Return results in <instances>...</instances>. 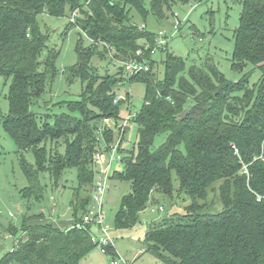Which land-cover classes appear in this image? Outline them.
<instances>
[{
  "label": "trees",
  "instance_id": "1",
  "mask_svg": "<svg viewBox=\"0 0 264 264\" xmlns=\"http://www.w3.org/2000/svg\"><path fill=\"white\" fill-rule=\"evenodd\" d=\"M190 1L150 0L147 10L145 0H0V74L11 79L10 109L2 123L18 151L35 155L34 167L21 157L30 183L24 193L41 197L42 171L56 183L70 168L77 169L78 176L70 224L59 227L42 213L23 217L21 227L4 228L0 222V231L9 236L22 231L0 264H80L98 245L90 224L75 226L92 202L94 156L118 140L123 167L110 179L130 182L131 191L122 197L116 228L134 227L156 194L172 196L175 173L178 192L187 193L191 203L185 214L151 225L145 234L146 251L165 264H264V0H236L242 9L232 66L237 71L248 64L260 69L252 85L248 73L239 81L228 80L212 59L185 72L184 58L167 48L162 49L168 52L165 74L158 76V61L145 49L148 43L160 48L158 33L134 22L131 9L144 20L150 13L161 20L173 4ZM68 10L79 11L69 26L80 28L90 40L83 47L80 38L78 62L64 69L69 81L80 79L81 98L58 101L66 107L62 112L37 113L32 106L60 73V50L47 45L39 17H60ZM139 49H144L150 69L129 75L124 62L141 59ZM102 53L121 63V70L100 74L91 61ZM125 73L132 82L146 85L142 105L131 118L138 128L132 149L123 146L127 125L99 129L104 118L116 124L123 119L120 106L130 97L115 101V89ZM162 133H167L165 141L155 146ZM103 248L113 258L117 255L113 244Z\"/></svg>",
  "mask_w": 264,
  "mask_h": 264
},
{
  "label": "rangeland",
  "instance_id": "2",
  "mask_svg": "<svg viewBox=\"0 0 264 264\" xmlns=\"http://www.w3.org/2000/svg\"><path fill=\"white\" fill-rule=\"evenodd\" d=\"M122 1V0H114ZM146 9H150V0H145ZM242 4L236 0H193L187 4H173L171 11H167L166 17L161 20L155 18L150 13L147 18L135 9H131L133 21L142 25L146 24L147 29L154 33L164 31L165 37L160 39L164 43L167 51L175 56H180L186 61V71L192 64L203 65L206 59L220 69L228 80L239 81L248 73L250 74V84L258 82L261 70L248 64L243 70L237 71L232 66V55L235 48V30L239 25ZM177 13L178 16H174ZM179 20L180 27L175 29L176 21ZM71 13L68 10L64 16L53 17L50 15H40L39 23L42 31L48 34L47 45L55 46L60 50L57 65L60 73L46 86L44 93L36 100L32 110L37 113H59L66 107L56 104L58 101H71L81 98L82 83L80 79L68 80V74L64 69L75 65L78 62V50L80 38L81 45L87 47L90 40L85 33H81L78 27L69 26ZM70 27V28H69ZM195 29L198 31L195 32ZM82 35V37H81ZM157 48L153 58L158 61L155 71L160 78L165 74L164 60L167 58V51L161 44ZM95 55L91 65L97 71L105 75L115 73L121 69L118 61L104 55ZM184 72V73H185ZM11 79H6L0 74V222L5 228L10 224L21 227L23 217L32 214H44L51 217L52 222L57 226H65L71 223L73 213L70 203L74 199L75 188L78 187L77 169H67L63 174V184L60 181L53 182L49 172L42 171L39 174V181L42 186L41 197L30 195L27 197L24 190L30 185L29 180L21 166V157L35 166V155L32 150L21 153L14 139L3 127V117L9 113V89ZM118 96L130 97L122 102L120 115L125 122L129 112L139 110L146 92V85L142 82H132L129 75L124 74L121 84L116 87ZM126 122L128 130L125 135L123 146L126 149L135 147L138 141L137 124L132 121ZM167 137V133L156 136L155 146L161 145ZM60 151L64 147L58 148ZM123 164L121 159L113 161V171L121 170ZM175 190L172 196L156 194L155 200L151 201L147 208L139 214L138 223L132 228L119 229L115 226V216L120 209L122 197L131 191V183L110 179L108 189L103 199V215L101 226L94 222L90 224L92 235L100 238L109 236L113 239L117 255L102 252L100 245H97L80 264H112L113 260H122L124 264H165L153 253L146 251L145 234L151 225L172 214H185L191 199L187 193H179V181L174 173ZM58 187V188H57ZM212 196V195H211ZM164 207V210H159ZM154 209V210H153ZM82 216V212L79 213ZM103 229L106 231L104 232ZM0 260L5 253L22 236V231L18 230L15 235L9 236L0 231ZM142 249V250H141ZM10 264H21L12 262Z\"/></svg>",
  "mask_w": 264,
  "mask_h": 264
},
{
  "label": "built area",
  "instance_id": "3",
  "mask_svg": "<svg viewBox=\"0 0 264 264\" xmlns=\"http://www.w3.org/2000/svg\"><path fill=\"white\" fill-rule=\"evenodd\" d=\"M79 15V11L76 10L71 14V22L76 21V17ZM177 16V15H176ZM180 25L179 20L176 21L175 29H178ZM144 25H142L143 27ZM162 37H165L164 31H160L158 33V39L157 44H161L163 48L164 43L160 39ZM145 49H151V53L155 54L157 48H151V45L148 43L146 44ZM138 56H142L141 59L135 58L131 61L124 62V66L126 71L129 75L139 74L142 71H148L150 69V64L148 59L146 58V54L144 49H139L136 53ZM120 98H123L121 96H118L115 98V101H118ZM137 110H135L133 113H130L127 118L125 119V122L116 124L111 118H104L101 124L99 125L100 131L104 130V127L107 126H118V127H124L126 122L130 119V117L134 116ZM119 140L116 143H113L110 145V148H108L106 151H97L95 153V164H96V178L93 185V191H92V202L89 205L87 211L82 216V222L77 223L75 226L80 228L83 227L86 224H91L94 222L99 223L101 226V217L103 215V199L104 194L108 189V182L110 181V177L113 172V161L115 159H120V155L118 153V147H119ZM154 210V209H153ZM159 210H164V207L161 206ZM105 232L106 230L103 229ZM92 239L95 243L100 245L102 252H105V249L103 248L104 245L113 244V239L109 236H102L100 238H97L96 236L92 235ZM112 264H124L122 260H113Z\"/></svg>",
  "mask_w": 264,
  "mask_h": 264
},
{
  "label": "water",
  "instance_id": "4",
  "mask_svg": "<svg viewBox=\"0 0 264 264\" xmlns=\"http://www.w3.org/2000/svg\"><path fill=\"white\" fill-rule=\"evenodd\" d=\"M187 113H188V110H185V111L181 114V116H182V117H185ZM62 184H63V178L60 179V185H62Z\"/></svg>",
  "mask_w": 264,
  "mask_h": 264
},
{
  "label": "crops",
  "instance_id": "5",
  "mask_svg": "<svg viewBox=\"0 0 264 264\" xmlns=\"http://www.w3.org/2000/svg\"><path fill=\"white\" fill-rule=\"evenodd\" d=\"M142 250V249H141Z\"/></svg>",
  "mask_w": 264,
  "mask_h": 264
}]
</instances>
